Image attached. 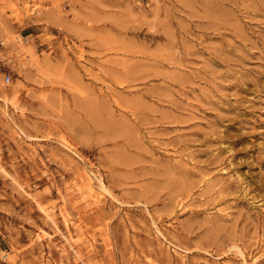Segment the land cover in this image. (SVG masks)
<instances>
[{"label":"rangeland","instance_id":"obj_1","mask_svg":"<svg viewBox=\"0 0 264 264\" xmlns=\"http://www.w3.org/2000/svg\"><path fill=\"white\" fill-rule=\"evenodd\" d=\"M0 264H264V0H0Z\"/></svg>","mask_w":264,"mask_h":264},{"label":"bare ground","instance_id":"obj_2","mask_svg":"<svg viewBox=\"0 0 264 264\" xmlns=\"http://www.w3.org/2000/svg\"><path fill=\"white\" fill-rule=\"evenodd\" d=\"M28 52H30V51H28ZM232 181V180H231ZM89 183H91V182H89ZM91 187V186H90ZM99 187H100V189L101 188H103V183H102V181L101 180H99ZM104 191H105V189H104ZM254 199V198H253ZM170 251V250H169Z\"/></svg>","mask_w":264,"mask_h":264},{"label":"built area","instance_id":"obj_3","mask_svg":"<svg viewBox=\"0 0 264 264\" xmlns=\"http://www.w3.org/2000/svg\"><path fill=\"white\" fill-rule=\"evenodd\" d=\"M5 81H6V82H8V81H9V78H8V77H6V78H5Z\"/></svg>","mask_w":264,"mask_h":264}]
</instances>
